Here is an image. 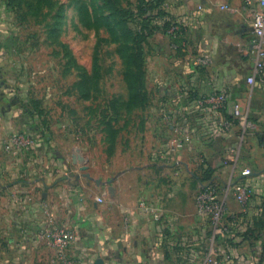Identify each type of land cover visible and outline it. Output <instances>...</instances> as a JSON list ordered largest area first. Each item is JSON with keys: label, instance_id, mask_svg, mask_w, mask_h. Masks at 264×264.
I'll return each mask as SVG.
<instances>
[{"label": "crops", "instance_id": "0c3cea01", "mask_svg": "<svg viewBox=\"0 0 264 264\" xmlns=\"http://www.w3.org/2000/svg\"><path fill=\"white\" fill-rule=\"evenodd\" d=\"M163 4L185 27L188 49L178 54L168 34L150 40L147 67L158 104L140 118L143 127L109 133L111 156L94 161L90 174L82 170L85 159L71 154L76 146L55 137L61 126L54 119L64 112L49 105L48 86L39 93L43 83L27 71V53L7 41L0 9V264H205L209 227L197 215L193 178L203 165L224 184L219 196L230 234L219 248L231 254L232 264H264V75L253 85L247 80L256 52L246 7L255 8L257 0ZM196 56L207 58L204 71ZM213 93L227 94L226 108L215 112L199 104ZM171 100L175 108L166 105ZM236 101L254 122L249 130L233 115ZM223 120L230 122L227 128ZM61 125L69 142L70 124ZM125 130L133 154L118 165ZM18 135L33 142L18 148ZM245 166L253 171L254 193L246 212L226 188ZM47 208L56 214L52 221ZM58 226L73 235L62 258L47 237Z\"/></svg>", "mask_w": 264, "mask_h": 264}, {"label": "rangeland", "instance_id": "374dc122", "mask_svg": "<svg viewBox=\"0 0 264 264\" xmlns=\"http://www.w3.org/2000/svg\"><path fill=\"white\" fill-rule=\"evenodd\" d=\"M134 1L0 0L7 41L27 53V71L43 83L39 93L48 86L53 95L49 105L52 101L54 111L64 112L54 119L61 126L55 137L76 146L71 154L85 159L82 170L87 174L96 172L94 161L110 158L111 131L143 127L140 118L158 104L147 67L151 61L137 50L128 24ZM166 105L175 108L172 100ZM66 123L74 134L69 142L61 125ZM126 132L119 137L117 148L124 152L118 165L133 154ZM103 134H108L104 144ZM81 140L89 144L87 149Z\"/></svg>", "mask_w": 264, "mask_h": 264}, {"label": "built area", "instance_id": "2783aa9c", "mask_svg": "<svg viewBox=\"0 0 264 264\" xmlns=\"http://www.w3.org/2000/svg\"><path fill=\"white\" fill-rule=\"evenodd\" d=\"M251 17V25L253 31L252 44L254 46L256 57L253 73L248 77V83L254 84L257 75H264V0H257V6L255 8L246 7ZM180 30V24L174 25L170 33H174ZM185 38H187L185 36ZM183 51L188 49V39L181 45ZM173 47L177 49L179 45L173 44ZM196 63L200 68H204L208 64V60L204 56H196ZM200 105L208 106L212 111H220L226 108L228 97L226 93H213L211 95L200 98ZM186 110V108H184ZM233 115L235 119L246 130L251 129L254 126V122L249 118L248 113L243 109L239 101L233 103ZM227 120L221 122L223 128L229 126ZM32 143L30 137L24 138L21 135L13 136V142L21 148V145L25 142ZM28 143V144H29ZM253 177V171L249 167H242L240 169V175L234 177L226 188L233 191L236 199L241 203L243 211L249 210L253 200V189L249 179ZM196 207L198 218L205 222L211 230L209 241L211 242L208 251L204 253L205 264H232L231 254L222 252V249L218 245V237L226 240L230 234L229 223L226 220V206L225 202L219 196L218 188L214 185H210L207 182L196 181ZM30 199H32L30 197ZM142 208H149L146 203L140 204ZM155 212V218L160 220L162 214L158 209L153 210ZM45 215L51 221L56 217V214L51 209L45 210ZM47 237L56 250V254L59 258H62L66 249L70 245L73 235L69 228L66 226H58L48 229ZM222 240V241H223ZM63 264H68L67 261H63ZM178 264H184L180 262Z\"/></svg>", "mask_w": 264, "mask_h": 264}, {"label": "trees", "instance_id": "16d2710c", "mask_svg": "<svg viewBox=\"0 0 264 264\" xmlns=\"http://www.w3.org/2000/svg\"><path fill=\"white\" fill-rule=\"evenodd\" d=\"M164 1L165 0H136L131 5L128 24L135 36L137 50L142 53L145 58H148L151 53L150 40L158 33L168 34L171 42L179 45L176 49L177 53L180 55L184 54L181 45L184 41H187V38H185L184 35L185 27L180 24V30L170 33L171 28L179 23L177 22V19L164 8ZM200 71H204V68H201ZM249 118L252 120L251 117ZM193 178L194 184H196V181L198 180L207 182L210 185L216 186L218 192L224 185L217 184L215 182L216 180H213V171L209 166L203 165L201 170L196 172ZM210 234L211 230L209 228L207 237H209ZM217 239L218 241L223 240L221 237H218ZM226 240H228V238Z\"/></svg>", "mask_w": 264, "mask_h": 264}]
</instances>
